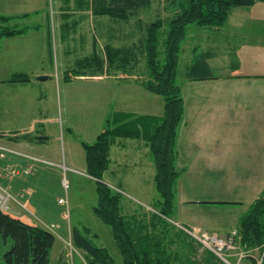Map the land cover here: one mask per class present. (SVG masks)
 I'll list each match as a JSON object with an SVG mask.
<instances>
[{
    "label": "crops",
    "instance_id": "obj_1",
    "mask_svg": "<svg viewBox=\"0 0 264 264\" xmlns=\"http://www.w3.org/2000/svg\"><path fill=\"white\" fill-rule=\"evenodd\" d=\"M45 23L29 26L19 35L0 38L3 40L0 41V145L15 150L4 152L0 165H12L20 170L13 178L0 179V183L24 203L27 212L14 207L9 215L31 225H38L36 220L53 226L50 231L56 237L50 264H57L63 259H70L72 264H85L84 253L79 248H75L71 256H66L64 241L70 238L73 242L75 229L110 253L116 264L114 250L101 239L98 226L103 221L100 218L93 226L78 217L65 221L59 212L51 210L48 194L53 185V170L59 173L57 178L61 188L63 178L67 179L70 188L66 170L80 172L97 184V180L87 173L82 143L94 142L108 117L121 122L138 115L162 116L164 99L146 89L141 80H134L126 73V67L135 58L131 53L134 51L133 44L126 47L130 53L125 56H113L111 50L113 57L107 63L108 69L115 67L126 72L114 69L115 72L106 76L105 71L96 72L95 68H87L86 73L70 76L69 79L65 77L70 70L63 72L61 79L53 78L52 26L47 20ZM101 23L107 25L111 39H131L135 31L142 29L141 22L130 19H110ZM197 32L202 39L188 42V49L184 50L187 34L189 39L197 38ZM54 33L55 47L63 46V34L59 31L57 35V30ZM91 54L101 56L94 49ZM137 55L141 59L144 55L146 67L145 54L138 52ZM179 66L181 69L177 68L176 76L180 74L182 77L177 82L184 114L175 142V165L180 170L177 180L185 172H216L223 174L233 189L223 194L214 193L216 195L210 192L197 194L191 190L181 194L180 191V197H176L175 183L168 225L161 219L157 221L159 217L154 216L156 210L151 209L152 213L148 210L141 214L134 212L138 209L132 207V199L144 206L151 202L128 192L124 181L117 179L114 183L113 179L115 175L119 178L120 168L123 175L133 171L134 167L139 171L144 164L149 168L152 166L155 171L149 145L143 137L115 139L110 146L109 164L102 182L122 190V214L132 223L131 231L136 230L138 234L149 237L167 256L170 264H259L263 248L240 246L238 223L264 189V0L231 8L225 22L219 26L189 25L180 50ZM208 71L213 77L201 78ZM15 73L27 74L29 81L6 82ZM39 76L47 78L39 80ZM49 86L56 87L58 101L66 109L57 134L46 129L45 124L50 120L48 114L40 111L41 103L46 100L40 93ZM49 103L51 105V101ZM55 119L52 118L53 121ZM63 122L70 133L67 138L63 136ZM73 131L80 132V136L72 137L75 134ZM24 154L51 161L55 166L33 163ZM31 163L32 172L21 171ZM61 163L64 167H60ZM60 168L64 170L62 177ZM196 180V176H189L186 184L195 187ZM151 181L149 187H154ZM66 194L68 197V191ZM147 194H152V191ZM96 203L97 199L92 209ZM95 227H98L97 230ZM193 228L225 237L236 230L235 248L226 252L227 261L208 249L198 254L197 243L185 231ZM108 235L115 240L112 228ZM116 251L122 255L119 247Z\"/></svg>",
    "mask_w": 264,
    "mask_h": 264
},
{
    "label": "trees",
    "instance_id": "obj_2",
    "mask_svg": "<svg viewBox=\"0 0 264 264\" xmlns=\"http://www.w3.org/2000/svg\"><path fill=\"white\" fill-rule=\"evenodd\" d=\"M157 0L171 16L165 21L160 17L146 24L145 33L134 52H143L149 77L140 83L149 91L164 97V111L160 117L138 115L117 122L108 117L101 132L92 143H82L86 155L87 173L97 180V203L94 213L111 226L115 241L125 264H170L167 256L157 249L149 237L132 230V223L122 214V192L102 182L109 164L110 146L118 137H143L149 145L150 158L155 166L154 184L159 195L151 208L168 225L174 198L175 183L180 170L175 165L176 135L184 114L180 86L176 72L182 41L188 26H219L223 24L231 8L252 5L256 0ZM154 0H91L92 11L97 15H109L113 19L129 20L153 5ZM27 14L5 16L0 14V38L24 33L28 26L18 27L14 20ZM133 52V51H132ZM133 54V53H132ZM110 56V57H109ZM116 56V55H113ZM112 56V57H113ZM108 46L106 59L95 55L79 62L81 69L72 73L83 74V68H95L103 72L111 60ZM107 64V65H106ZM108 67V66H107ZM204 71V70H203ZM94 72V71H92ZM206 72V69H205ZM213 75L208 71L201 78ZM66 79L70 75H66ZM25 73H15L6 82H28ZM151 206V205H150ZM149 211V210H148ZM153 210H151L152 212ZM140 227V226H138ZM240 246H261L264 252V189L239 219ZM87 230V229H85ZM73 243L84 253L87 264H115L104 248L95 245L90 237L75 229ZM0 264H50V254L55 242L53 233L38 225H31L0 211ZM218 258V257H217ZM64 264V259L59 262ZM259 264H264V253Z\"/></svg>",
    "mask_w": 264,
    "mask_h": 264
},
{
    "label": "rangeland",
    "instance_id": "obj_3",
    "mask_svg": "<svg viewBox=\"0 0 264 264\" xmlns=\"http://www.w3.org/2000/svg\"><path fill=\"white\" fill-rule=\"evenodd\" d=\"M161 1L164 2L163 0ZM154 2L155 3H153L151 7L140 12L137 16L130 18V20L141 22V25H142V29L140 31L139 30L135 31L134 36L131 39H127V38L111 39V35H110L109 30L107 29V25L106 24L102 25L101 22L110 20L113 18L110 17L109 15L95 14L92 11L91 0H0V14L5 15V16H18V15L21 16L23 14H27V17L14 20L12 22V23L17 24L18 27H23V26L29 27V26H35L36 24L46 25L45 21L47 20V22L52 26L50 30V36H51L50 41L52 44L51 52L53 55V63H52L53 69H52L51 75L53 78L61 79L63 72L67 70L72 71L73 69H81L78 63L82 62L86 58L90 59L91 57H93L91 54L93 49L99 55H101L102 58L106 57L108 46L111 48L114 55L121 54L120 56H125L129 54L130 52L128 51V48L126 49V47L130 46V44L134 45L139 42L140 37L143 36V32L145 31V25L147 23L156 19L157 17H160L161 19L165 21L171 16L170 15L171 13L165 8H162L163 5L161 6L157 2V0H154ZM99 21H100V24H99ZM54 30L58 31L57 35H59V31H60V34H63V37H64L63 46L55 47V42H56L55 34L56 33H54ZM187 35H188L187 36L188 40H186L184 44V47H185L184 50L188 49L187 48L188 42H191V41L198 42V39H202L199 32L195 34L197 38L189 39V33ZM0 41L2 42L3 40H0ZM110 45H113V46H110ZM131 53H133L132 55H134L135 58L133 62L128 64L129 66L126 67L128 72H126L125 69H117L115 67L114 69L117 71H125L126 73H128L129 76H132L134 80L142 81L144 80V78L146 77L148 78L149 72H148L147 65L146 67L144 65V60H143L144 55H142V59H141L140 56L137 55L138 52L133 51ZM57 58L59 59V62H57ZM177 68L179 70L181 69L180 66ZM114 69H108V67L105 66V70H104L106 72L105 75L108 76L110 75L111 72H115ZM82 70L86 72L88 69L83 68ZM77 74L72 73V72L69 73L71 78ZM176 75H177V72H176ZM181 78L182 77H180V74L178 77L176 76V82L177 81L180 82ZM40 95H43V98L46 99L45 102L41 103L43 105L40 106V111H42L44 114H48L47 117L50 120L49 123L47 122L45 124V127L52 134L54 133V131L57 134V132L60 131L59 130L60 124L62 123L63 118H65L66 116V109L63 107L62 102L60 104V102L58 101L59 93L57 94L56 87L49 86L47 90L44 88V92L40 93ZM162 98L164 99L163 96ZM50 101H51V105L49 103ZM164 104H165V101H164ZM52 118H54L55 121H53ZM63 127H64L62 129L63 136L67 138L70 135V133L66 129V124L64 122H63ZM73 133L75 134H72V137H75L76 135L80 136L81 134L78 131H73ZM8 149H11V148H8ZM140 150L142 149L140 148L138 150L139 153H140ZM8 151L9 150H7V152ZM10 152H15V150L10 151ZM26 155L28 154H24V156ZM140 156H143V155L140 154ZM26 158L31 160L27 156ZM147 162L149 163V161ZM141 163L142 164L144 163L143 160H141ZM53 166H55V163L53 164ZM60 167H64L63 163L60 164ZM140 168L141 169L139 171H136V167H134L133 171L125 175H123L124 173L123 171H121V168H120V170L118 171L119 178L116 177L115 175V178L113 180L115 181L114 183H117V179L124 181V186L128 192H131L137 197L138 195H140L151 202L147 204V206H144L143 204H139L138 202L132 199L133 200V201L131 200L132 207H134V209H138V210H135L134 212L140 213L145 210H149L148 212L152 213L153 211L151 212V209L153 208L151 207L154 206V204H157V201L159 199V195L156 191L155 184H154L155 171L152 166L151 168H149V165L147 164L140 166ZM106 170L104 171L105 173H106ZM59 171L62 172L61 173V177H62L64 170L62 169L61 171V168H60ZM66 171H68L67 178L69 179V182H70L69 189L64 188L63 185L61 188V186L58 183V178H57V175H59V173L58 171L53 170V175L51 179V183L53 185L51 187L50 193L48 194V198L51 201V210L54 213L59 212V215L61 214L62 216H64L63 219L65 221H68L69 219L71 220L72 218L76 219L78 217V218H82L86 224H91L95 226V221H100L92 209V204L96 202V199L98 200L97 184L95 183L93 184L92 181L88 180V178L83 176V174L80 172L73 173L69 170H66ZM189 176H192V177L196 176L197 185H195V187H190V185L188 186L186 184V179ZM5 179H10V178H5ZM151 180H153L154 187H149V183L152 182ZM108 186L112 188L110 185ZM232 189H233V186L231 184H228V180L224 179V175L221 173H216V172H213V173L212 172H208V173L187 172L186 173L185 172L176 181V194L175 195L176 197H180V191H182L181 194H183V193H188L190 190L191 192H194L197 194H201L204 192H210L211 194L219 192L220 194H223L224 191L232 190ZM66 191H68V197H67ZM151 191H152V194L148 195L147 193L148 192L150 193ZM152 195H154L153 198H151ZM60 197L67 199L68 203L66 205L60 204L58 202ZM15 202L17 201H14L13 199H9L8 201L11 212H13L14 210L13 208L15 207L16 209L20 208L21 211H25V213H27L25 210L24 203H22L21 201H19V203H15ZM121 210H123V208H121ZM66 212H67V217L65 216ZM156 213H157V210H156ZM157 221H161V220H159L158 218ZM35 223H37L38 226L40 227H47L53 230L52 225H45L36 220H35ZM98 227H95V228L96 230L98 228L103 242L108 246V248L111 247L114 250L113 254L115 256L116 264H124L122 255L116 251L118 250L117 243L111 236L108 235V231L109 229H111V226L103 222ZM104 231L106 232V234L104 233ZM133 231H136V230H133ZM53 235L55 236L54 233ZM70 242L72 246L76 248V246L74 245V243L71 241L70 238L66 239L64 241L65 249L67 252L66 256L67 255L70 256L69 252L71 248L68 245V243L70 244ZM197 245L199 246L198 243ZM4 248L5 247L2 246L0 242V250H3ZM64 264H72V263L70 259H68V260H64Z\"/></svg>",
    "mask_w": 264,
    "mask_h": 264
},
{
    "label": "built area",
    "instance_id": "obj_4",
    "mask_svg": "<svg viewBox=\"0 0 264 264\" xmlns=\"http://www.w3.org/2000/svg\"><path fill=\"white\" fill-rule=\"evenodd\" d=\"M13 151L11 149H8L4 146L0 145V151H2L0 153V157L3 156V152L4 151ZM27 157H29L31 160H33V163H39V162H43L46 164H54L51 161H47L45 159H42L40 157H36V156H32V155H26ZM33 163H31V165H28L26 167H24L21 171H23L24 173L30 172L32 171L33 168ZM20 172V170L12 165H0V179L2 178H11L15 175H17ZM62 185L64 188H68L69 187V183L67 181L66 178H63L61 181ZM118 191H120V189H116ZM122 192V190L120 191ZM9 199H13L14 201H17L19 203V201L17 200V198L15 196H13L10 191L4 187L1 183H0V211L3 213H11L10 210V206H9ZM58 202L60 204L66 205L67 204V200L64 198H60L58 200ZM65 216L67 217V212L65 214ZM185 231L191 236V238L199 244L198 246V254H200L203 250L208 249L210 251H212L213 253H215L220 259H222L223 261H227L225 254L228 250H232L235 248V243H236V237H237V231L234 230L232 231L228 236H221L216 232H210L207 230H202L199 228H193V229H185ZM68 245L70 246L71 250H70V256L72 254L73 251H76V249L72 246L71 242L70 244L68 243ZM85 264H87L85 262Z\"/></svg>",
    "mask_w": 264,
    "mask_h": 264
},
{
    "label": "water",
    "instance_id": "obj_5",
    "mask_svg": "<svg viewBox=\"0 0 264 264\" xmlns=\"http://www.w3.org/2000/svg\"><path fill=\"white\" fill-rule=\"evenodd\" d=\"M39 80H45L47 77L46 76H39L37 77Z\"/></svg>",
    "mask_w": 264,
    "mask_h": 264
}]
</instances>
